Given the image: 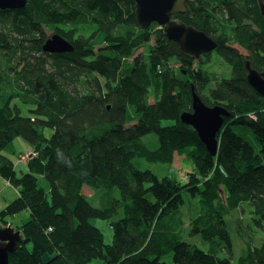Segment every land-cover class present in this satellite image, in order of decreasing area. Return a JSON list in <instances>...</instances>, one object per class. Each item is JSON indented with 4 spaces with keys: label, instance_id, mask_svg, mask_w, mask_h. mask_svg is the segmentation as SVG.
<instances>
[{
    "label": "trees",
    "instance_id": "1",
    "mask_svg": "<svg viewBox=\"0 0 264 264\" xmlns=\"http://www.w3.org/2000/svg\"><path fill=\"white\" fill-rule=\"evenodd\" d=\"M187 5L174 19L217 41L212 53L231 77L194 67L157 23L139 28L134 0H27L22 10H0V176L19 190L0 220L30 212L10 264H168L169 255L174 264H264V243L247 242L233 260L226 221L250 203L254 221L264 222V98L246 68L264 72V18L258 0ZM48 32L74 51L44 52ZM141 47L147 53L136 56ZM193 87L206 105L233 114L216 157L180 120L192 111ZM17 99L34 106L32 115H21ZM17 138L31 147L21 175L2 153ZM175 154L192 162L186 183L143 168L173 167ZM185 194L198 201L190 235L209 242L208 251L182 240ZM95 219L109 221L111 245Z\"/></svg>",
    "mask_w": 264,
    "mask_h": 264
},
{
    "label": "water",
    "instance_id": "2",
    "mask_svg": "<svg viewBox=\"0 0 264 264\" xmlns=\"http://www.w3.org/2000/svg\"><path fill=\"white\" fill-rule=\"evenodd\" d=\"M136 2V17L139 28L147 29L157 23L164 29L168 39L177 43L181 51L200 59L203 55L212 53L218 47L217 41L206 33L176 21L174 17L188 13V0H134ZM260 13L264 18V1L258 0ZM27 0H0V10H22ZM47 53H72L73 45L60 35L51 36L43 46ZM247 80L252 88L264 97V72H259L247 62ZM192 111L181 114L183 124L191 126L199 135L208 153L216 157L219 152V136L224 119L231 117V112L221 105L208 106L192 88ZM22 241L21 231L9 226L0 228V264H10V255L16 251Z\"/></svg>",
    "mask_w": 264,
    "mask_h": 264
},
{
    "label": "rangeland",
    "instance_id": "3",
    "mask_svg": "<svg viewBox=\"0 0 264 264\" xmlns=\"http://www.w3.org/2000/svg\"><path fill=\"white\" fill-rule=\"evenodd\" d=\"M189 1V0H188ZM188 3V2H187ZM52 35L51 32H48V36ZM97 42H101L99 39ZM100 46V45H99ZM238 47V45H235ZM242 53H245L243 49L238 47ZM147 53L146 47H141L136 51V56H140L142 54ZM206 55V54H205ZM203 55V56H205ZM210 57V58H209ZM207 59L201 57L200 59H196V63L194 67L198 68L197 65L201 64L204 69L208 70L211 73L217 74L218 77L225 76L227 78L231 77L232 75V68L228 66V64L222 59L218 58V56L214 53H211ZM205 59V60H204ZM208 95V94H205ZM14 104H17L21 108V115L23 117H28L32 115L30 112L34 110V106L28 104L21 99H17L13 101ZM233 114L231 113L232 118ZM54 133V130L51 128H45L44 134L47 138H50ZM150 137L144 138V140H148ZM157 139L154 138L153 143H151V147L155 148L157 144ZM31 151L30 145L23 139L17 138L14 142L3 149L2 153L12 161H14L18 166L19 175L22 172H28V168L23 163H28L31 155L29 154ZM22 154V155H21ZM19 155H21L22 163L19 160ZM21 167H24L25 170L22 171ZM143 168H148L155 172L159 177L169 176L172 179L181 180L182 182H187V173L193 171V165L190 160H187L184 155L180 156L175 154V160L173 163V167L163 166L161 164H154L153 166L145 165ZM40 184L42 187L48 190L49 184L46 180L40 179ZM83 193L88 196L89 198H93L94 190L89 187L83 188ZM13 195H16L15 197ZM19 196V190L12 186L11 184L7 183L1 176H0V213L2 210L5 209L7 205L13 202ZM185 203L182 208V215L181 218L184 221V225H186L182 240L189 242L191 244L197 245L200 249L204 251H208L210 248L209 242H203L200 236H191L190 235V222L191 218L194 217L197 213L198 208V201L193 199L190 195L185 194L184 196ZM93 202V199H91ZM98 206L100 204L95 202ZM253 206L250 203H243L239 209L233 210L227 215L226 221L228 230L231 235L232 243H233V260L237 262L240 257H242L244 250L246 249L247 242H250L253 246L260 247L264 243V222L261 225H258L254 218L256 219L253 214ZM30 218V212L25 210L22 211L15 216H6L4 221L0 220V228H7L12 226L15 230H19L17 228L21 227L25 222H27ZM94 224L102 231L104 235L105 244L111 245L114 238V230L110 225L108 220L103 219H95ZM22 232V230H20ZM241 235L244 237L242 239ZM28 248H32V243H28ZM227 253L222 250L220 252V256L224 257ZM165 261L168 264H174L172 260V255H169L165 258ZM92 264H100V261H94Z\"/></svg>",
    "mask_w": 264,
    "mask_h": 264
},
{
    "label": "crops",
    "instance_id": "4",
    "mask_svg": "<svg viewBox=\"0 0 264 264\" xmlns=\"http://www.w3.org/2000/svg\"><path fill=\"white\" fill-rule=\"evenodd\" d=\"M20 166H18L17 167V170H18V168H19ZM21 170H25V168L24 167H21ZM7 182V181H6ZM8 183V182H7ZM14 197L16 196V195H13ZM8 206V205H7Z\"/></svg>",
    "mask_w": 264,
    "mask_h": 264
},
{
    "label": "flooded vegetation",
    "instance_id": "5",
    "mask_svg": "<svg viewBox=\"0 0 264 264\" xmlns=\"http://www.w3.org/2000/svg\"><path fill=\"white\" fill-rule=\"evenodd\" d=\"M245 51V50H244ZM245 53H246V51H245ZM262 73V72H261ZM260 95V94H259ZM264 98V97H263ZM218 105H220V104H218ZM215 106H217V105H215ZM221 106H223V105H221Z\"/></svg>",
    "mask_w": 264,
    "mask_h": 264
},
{
    "label": "built area",
    "instance_id": "6",
    "mask_svg": "<svg viewBox=\"0 0 264 264\" xmlns=\"http://www.w3.org/2000/svg\"><path fill=\"white\" fill-rule=\"evenodd\" d=\"M24 159V158H23ZM25 160V159H24Z\"/></svg>",
    "mask_w": 264,
    "mask_h": 264
}]
</instances>
